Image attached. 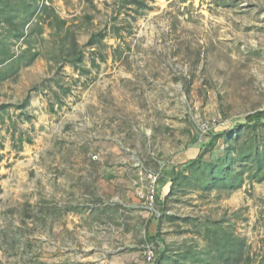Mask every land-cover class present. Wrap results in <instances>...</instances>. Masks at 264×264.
I'll use <instances>...</instances> for the list:
<instances>
[{
    "label": "rangeland",
    "instance_id": "1",
    "mask_svg": "<svg viewBox=\"0 0 264 264\" xmlns=\"http://www.w3.org/2000/svg\"><path fill=\"white\" fill-rule=\"evenodd\" d=\"M20 1L0 0V264H227L226 236L264 264V117L187 165L264 109V0Z\"/></svg>",
    "mask_w": 264,
    "mask_h": 264
},
{
    "label": "trees",
    "instance_id": "2",
    "mask_svg": "<svg viewBox=\"0 0 264 264\" xmlns=\"http://www.w3.org/2000/svg\"><path fill=\"white\" fill-rule=\"evenodd\" d=\"M131 2L136 4V6L133 9L136 14H141V13H143L144 9L149 8V5L144 0H131ZM20 4L22 7V11L26 12V13H28L34 7V5L32 3H30L29 1H26V0H21ZM43 7L45 9H48L47 5H43ZM54 18L56 19L57 15L54 14ZM24 24L25 23L22 22L21 25L23 26ZM15 35L18 38L24 35V31H23V29H21V26L18 27V29H15ZM101 37H103V34H100L97 38H96L95 34H92L90 36V39L88 42L94 43L95 41H101ZM5 52H6V50H5ZM82 59H83V53L76 51V55L74 57L73 63L77 62V61L80 62ZM263 117H264V109H258V110H255L253 112L247 113L245 115V121L242 123H236L233 125H229L227 128H224L221 130H210V131H208L207 134L205 135L204 139L201 140V142L199 143V153L195 156V158L187 160V165L190 166L192 163H194V165H195L198 161L202 160V155L204 153V149H206L207 147H209V148L213 147L214 139L217 136H220L222 134L230 135L232 132L237 131L242 126H253V125L256 126L257 124L262 122ZM224 159H225L224 156L217 158V162L220 163L218 165L219 166L218 168L222 171H225V173H226V175L217 174V175H219L218 179L225 180L227 178V181L225 183L229 184L232 187V177L229 178L227 176L228 172H229V174H231V171L227 170L228 165H226V163H224L225 162ZM177 174L173 178L170 179L172 184H173L174 180L176 179ZM240 183H241V179L235 185H233V188L238 187L240 185ZM153 219L156 220V219H158V217L154 216ZM209 231H210V229H209ZM146 238L149 241L151 240L152 242H154L158 245L160 243H162V241H163V239L160 237L159 231H157L153 234L147 235ZM231 238H232V236H226V238H224L220 241L222 248L220 250H218V254H219V256H221L222 261L224 263L226 262L227 264H238L239 260H241V257H242L241 240L240 241L231 240ZM164 253H165L164 250L159 248L154 255L152 264H163ZM247 259H249L248 256L245 257L246 262H247Z\"/></svg>",
    "mask_w": 264,
    "mask_h": 264
},
{
    "label": "built area",
    "instance_id": "3",
    "mask_svg": "<svg viewBox=\"0 0 264 264\" xmlns=\"http://www.w3.org/2000/svg\"><path fill=\"white\" fill-rule=\"evenodd\" d=\"M147 177L149 178V180L152 184H151V188L149 190H147V195L145 198L148 202H153L155 200L156 189H155V185H154V187H152V186H153V184H156L159 177H158L157 173L155 174L153 172H149V174H147ZM148 258L149 259L154 258V254L152 251L148 253Z\"/></svg>",
    "mask_w": 264,
    "mask_h": 264
}]
</instances>
